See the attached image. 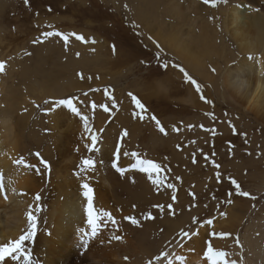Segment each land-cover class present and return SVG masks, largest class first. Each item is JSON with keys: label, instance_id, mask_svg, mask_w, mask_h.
Wrapping results in <instances>:
<instances>
[{"label": "rangeland", "instance_id": "rangeland-1", "mask_svg": "<svg viewBox=\"0 0 264 264\" xmlns=\"http://www.w3.org/2000/svg\"><path fill=\"white\" fill-rule=\"evenodd\" d=\"M235 1L214 0L213 6L203 0H28L27 4L25 0H0V61L6 62L0 75V95L9 98L11 129L7 138L17 139L14 161L23 156L35 166L22 168L27 182L30 179L25 193L41 196L43 211L37 228L49 211L46 203L61 187L75 191L87 176L99 200L96 208L111 212L117 221V225L105 221L101 233L90 240L89 258L94 264H147L161 251H170L174 264L179 260L173 253L179 251L201 254L206 260L208 241L236 264H264V108L261 112L249 109L230 91L224 77L228 69L244 75L255 72L248 60L235 61L255 55L260 56L264 71V38L255 54L239 53L221 18L225 5ZM257 1L260 10L254 7L249 13L264 17V0ZM49 30L82 34L88 42L70 37L65 45L53 37L42 44L32 43ZM175 38L187 45L184 50ZM195 52L200 62L182 55ZM180 67L201 85L211 103L201 100ZM261 75L264 78V72ZM105 89L114 97V106ZM130 92L147 108L143 120L134 118L139 110ZM68 97H77L76 103L89 115L92 129L100 137L99 152L87 150L89 134L67 108L45 114L44 109L50 107L45 100ZM92 102L97 109L90 108ZM101 104L108 105L109 111L100 108ZM152 115L161 121L167 135L158 131ZM125 129L129 136L121 141ZM118 143L119 165L127 169L123 176L112 166ZM37 152L50 164V173L35 156ZM133 152L161 164L162 185H153L147 174L131 167ZM87 157L97 160L96 170L75 175L82 158ZM229 177L256 199L236 195ZM169 183L175 185V201ZM229 193L231 204L226 202ZM157 204L164 206L163 211L154 207ZM168 204L173 205L171 212ZM149 212L155 219H144ZM126 216L139 219L140 226L131 225L124 220ZM208 220L213 223L207 224ZM182 230L198 234L181 239ZM213 232L231 235L213 237ZM116 235L122 239H112Z\"/></svg>", "mask_w": 264, "mask_h": 264}, {"label": "bare ground", "instance_id": "bare-ground-1", "mask_svg": "<svg viewBox=\"0 0 264 264\" xmlns=\"http://www.w3.org/2000/svg\"><path fill=\"white\" fill-rule=\"evenodd\" d=\"M260 5V1L257 0H236L234 4L225 5L224 10L221 12L222 25L229 32L231 38L236 43L239 53H246V55L247 53L255 54L259 49V45L263 43L264 17L259 13H249L251 8L254 9V7L256 8ZM173 9L174 12H176L175 8ZM174 41L176 44H178V47L181 50H184L187 46L182 42H178L177 38H175ZM195 53V55L192 53H186L182 55L189 57L190 59L192 58V61L200 62L201 60L199 57H197V52ZM247 60L249 61V64L252 67L255 66V70H257L255 72L249 73V75H244L239 74L232 69H228V72L224 75L226 79V85L232 93L238 95L241 102H244L249 109L256 112H261V109L264 108V78L263 75H261L264 71L261 70L262 63L260 56L256 55L252 59L245 58L235 61L242 64V62L246 63ZM241 68L242 66H239L238 70ZM1 91L2 88H0V92ZM8 100L9 98L7 94L4 95L3 99L0 95V173L3 175L4 183V189L2 192H0V244L17 239L21 234L24 233L28 227L27 213L30 209V206L33 210V213L38 217V225L39 223L41 224V214L36 213L35 208L40 206L42 208L41 212L43 211L40 201L37 202L34 200V196L32 194H28V192L25 193L24 186L27 182V176L24 175V169L21 166H18V170L15 168L16 164L14 163V158L16 157L14 156V151L15 147H17V143L15 144L17 139L14 142V140L12 141L13 138L10 140L7 138L10 137L8 135L11 129L9 124V111L11 109L10 104L7 102ZM122 166L125 167L124 164ZM111 178L113 177L111 176ZM29 180L30 179H28L26 185H29ZM106 181L107 180H105V182ZM110 184L111 182L109 185ZM121 184L119 183L118 185L121 186ZM103 185L105 186V184ZM111 185L114 184L112 183ZM66 187L64 188L66 189ZM62 188L63 187H61L62 191H60L57 196L54 194L55 198H51L49 201L50 203H46L49 211L44 215L41 228H37V235L33 238V240H31L33 242H26L28 243L26 247L31 249L33 264H94L93 260L89 258V245L87 249L81 245L82 233L79 231V229L84 228L85 231H89L84 211L86 202L82 195V189L81 187H77L75 191H67V189L64 191V188ZM104 190H106V188H104ZM112 191L114 192V189ZM104 195L105 194L103 193L102 197ZM112 195L114 196V193L111 194V196ZM5 196L7 197L6 200L4 199ZM98 196H100V194H98ZM98 201L99 200L95 198V207L96 202ZM113 242V244H115V241ZM129 243H131L130 240ZM129 246L128 248L131 250L132 246ZM78 247L80 250H77ZM175 247L176 245L173 246V248ZM138 248L139 246L137 249ZM118 251L124 252L125 250L119 249ZM137 251L138 250H136V252ZM262 252H264V250ZM140 253L142 254V252ZM176 253H173L175 257H179L180 253L183 257H185L186 262H183V264H206L207 262L200 256L201 254L198 256H192L190 253L188 254L184 251H179V253ZM144 257H146V255H144ZM141 259H144L143 256ZM179 264H181L180 261Z\"/></svg>", "mask_w": 264, "mask_h": 264}, {"label": "snow or ice", "instance_id": "snow-or-ice-1", "mask_svg": "<svg viewBox=\"0 0 264 264\" xmlns=\"http://www.w3.org/2000/svg\"><path fill=\"white\" fill-rule=\"evenodd\" d=\"M203 2L205 4L212 3L213 6H215L214 0H203ZM25 3L27 4L28 0H25ZM125 7H127V5H125ZM48 10L51 11V8H49ZM48 27L51 28L52 26L48 25ZM53 37L60 38L65 45L69 43L70 37H74L77 41H81L85 43L88 42L82 34H78L75 32L65 33V32L58 31V30H49V31H43L37 39L32 41V43L42 44L45 41L49 40V38H53ZM91 42L95 43V40L93 39ZM112 48H113V51L115 52V45H112ZM27 55H31V53H27ZM77 56H79V53H77ZM249 59H252V57L250 56ZM162 67L166 69L168 65L164 63ZM5 70H6V62L0 61V73H4ZM180 71L184 74L185 80L195 86V90L198 93H200L201 100L206 103H211V101L207 100V98L203 95V90L201 88V85L196 80H194L184 68L180 67ZM78 76L81 79H84V76L82 73H78ZM105 94L110 96L113 102V106H114L115 105L114 97H111V93H109L107 89H105ZM84 95L87 96V93H85ZM128 95L130 96L136 109L139 110L138 112L133 113L134 118L139 117V119L143 120L145 117L142 115V113L147 112L146 106L133 93L130 92L128 93ZM77 100H78L77 97H68V98L58 99V100H45L44 103L49 104L50 107L44 109V112L45 114H49L51 112L56 111L57 108H61V107L67 108L72 114H74L76 117L80 119V121L83 122L84 131L85 133L89 134L88 139L90 140V144L85 145L87 150L89 152H99L100 148L97 147V144H98V140L100 139V137L98 133L93 131L92 126L90 124L89 115H86L82 112L81 107L78 106V104L76 103ZM37 107H39V105H37ZM97 107L98 105L95 102H92L90 104V108L92 110L97 109ZM99 107L102 108L105 112L109 111L108 105L101 104L99 105ZM208 115H214V114L208 113ZM150 119L155 122V126L160 133L164 135L168 134L166 128L162 125L161 121L155 115H152ZM201 127H203V125H201ZM189 128H191V125H189ZM174 130L179 131L178 128H174ZM233 130L235 131L234 126H233ZM45 131H48V130H45ZM100 131L102 132L103 129H101ZM128 136H129V132L125 129L121 134V141L123 140V138L128 137ZM78 150L79 149H77V151ZM123 155L128 156L129 153L124 152ZM131 155L135 157V163L132 164L131 166L133 169H137L139 172L147 174V178L151 181L153 185H162L164 183V179L160 175L162 171V166L160 163H157L153 161L152 159L140 158V155L135 152L131 153ZM35 156L39 158L40 163L43 165L44 169L48 170L50 173L51 168H50V164L48 163V161L43 159V157H41L39 152L35 153ZM120 156H121V144L118 143L115 148V152H114L115 161L112 166L116 170L117 173L123 176L125 172L127 171V169L119 165ZM205 159H207V157H205ZM14 163L18 166H21L29 170L35 167L34 165L29 164L26 161V158L23 156L15 160ZM193 163H195V158H193ZM96 165H97V160L95 158L93 157L82 158L81 163L79 165V171L75 172L74 174L77 176H80L81 173L88 172L89 170L94 172L96 170ZM214 167L216 169H219L220 165L218 163H214ZM39 171L40 170L37 168L36 169L37 174H39ZM216 177L219 182L220 180L219 172L216 173ZM82 179L85 182H83L80 185V187L82 189L83 198L86 202L84 211L86 215V223L90 231H85L84 228H80L79 231L82 233L81 245L86 249L88 247L90 240L97 237L101 233L102 227L106 226L105 221L110 222L112 225H117V221L111 212L106 211L104 209H97L95 207V203H94L95 190L91 186V184L87 182L88 181L87 176L82 177ZM177 179H179V177ZM229 181L234 186L236 195L250 198L253 200L256 199V197L253 196L248 191L242 190L241 185L237 182L236 179L229 177ZM167 187L169 189H173L172 200L175 201L176 200L175 185L169 183ZM3 189H4L3 175L2 173H0V192H2ZM192 195L195 196L194 193ZM231 195H232L231 193L228 194V199L226 201L229 204L232 203ZM34 199L37 202H39L41 199L40 194H36ZM154 207L159 208L161 211H163V208H164L163 205H159V204L154 205ZM167 207L170 212L173 210L172 204H168ZM41 210L42 208L40 206H37L35 208L36 213H39ZM221 215L224 216L226 215V213L221 212ZM144 219L153 220L155 219V217L153 216L151 212H149L144 216ZM124 220L129 221L130 224L133 226H140V220L134 216H126L124 217ZM27 222H28V227L24 231V233L19 236V238L8 241L3 244H0V264H33L31 249L26 247V242L33 240V238L37 235L38 217L37 215L33 213L31 206L27 213ZM212 223H213L212 220L207 221V224L209 225H211ZM197 234L198 233H192L191 235H197ZM191 235L189 234V232L182 230L180 233V238L181 239H184V238L191 239ZM211 235L213 237L225 238V237L230 236L231 234L223 233V232L221 233L213 232L211 233ZM112 239L119 241L122 239V237L119 235H116L112 237ZM227 256L228 254L225 251L215 249L212 245V242L208 241L206 251L204 252V257L208 261V264H236L235 261H230L227 258ZM176 259L179 260L181 264H183L185 257L179 256V257H176ZM162 260L166 261L167 264H174V260L170 256L168 251H161L157 256H155L154 259L149 260L147 264H160Z\"/></svg>", "mask_w": 264, "mask_h": 264}]
</instances>
